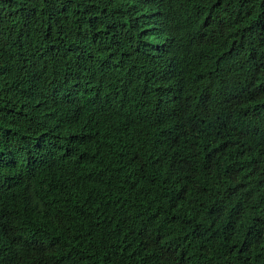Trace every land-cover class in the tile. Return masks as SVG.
I'll use <instances>...</instances> for the list:
<instances>
[{"label": "trees", "instance_id": "16d2710c", "mask_svg": "<svg viewBox=\"0 0 264 264\" xmlns=\"http://www.w3.org/2000/svg\"><path fill=\"white\" fill-rule=\"evenodd\" d=\"M0 264H264V0H0Z\"/></svg>", "mask_w": 264, "mask_h": 264}]
</instances>
